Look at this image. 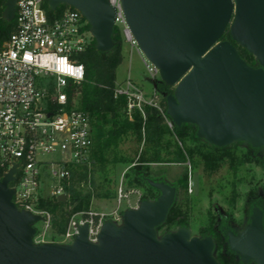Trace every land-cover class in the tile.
I'll return each mask as SVG.
<instances>
[{"label":"water","instance_id":"95a60500","mask_svg":"<svg viewBox=\"0 0 264 264\" xmlns=\"http://www.w3.org/2000/svg\"><path fill=\"white\" fill-rule=\"evenodd\" d=\"M121 1L140 51L174 88L166 98L173 124L196 126L199 138L218 147L245 142L264 148V0ZM16 3L6 0V20L14 19ZM61 4L82 12L100 51L114 47L108 0H49L51 10ZM227 31L236 44L222 40ZM237 45L258 65H250ZM16 170L0 180V264H220L211 236L192 235L187 226L159 235L177 188L152 178L146 181L159 190L157 198L126 210L121 224L106 221L97 242L85 223L71 243L37 244L35 224L43 217L13 201L9 183ZM227 238L243 264H264L263 210L255 207L245 227L229 230Z\"/></svg>","mask_w":264,"mask_h":264},{"label":"built area","instance_id":"2783aa9c","mask_svg":"<svg viewBox=\"0 0 264 264\" xmlns=\"http://www.w3.org/2000/svg\"><path fill=\"white\" fill-rule=\"evenodd\" d=\"M108 2L114 12V30L139 48L122 1ZM48 7L49 0H17L13 31L0 43V180L16 167L9 183L13 201L42 217L49 214L43 204L59 201L58 196L67 193L71 170L90 165L94 146L91 116L76 104L85 79V67L77 55L94 36L79 9L68 6L52 17ZM143 61L148 74L159 73L146 57ZM115 93L127 96L130 119L134 109L144 115L146 104L162 110L130 81L125 87L118 84ZM167 123L174 125L169 117ZM58 152L60 159L46 157ZM125 197L128 194L121 188L119 198ZM104 216L91 210L77 212L62 235L63 243H71L85 223L90 241L97 242ZM37 236L35 243H44Z\"/></svg>","mask_w":264,"mask_h":264},{"label":"trees","instance_id":"16d2710c","mask_svg":"<svg viewBox=\"0 0 264 264\" xmlns=\"http://www.w3.org/2000/svg\"><path fill=\"white\" fill-rule=\"evenodd\" d=\"M2 1L3 7L0 9V43L9 37L14 28V20L8 21L3 16L6 0ZM68 6L61 4L56 10H51L48 7V13L52 17L58 16ZM113 40L115 45L109 51H100L97 48L95 39H93L87 49L77 55L78 61L83 63L85 67V79L79 88L80 107L88 112L92 119L93 163H97L101 170H105L106 163L109 161L108 154L118 146L124 134L129 130H134L137 137L144 138L145 142L151 144L155 149L153 159L141 160L131 166L127 173V176L132 177L130 183L134 182L146 186L148 194L143 196L142 199L144 200L155 199L160 194L159 190L148 184L147 178L168 182L163 177L156 175L149 166L151 162L184 163L187 161L186 153L192 155L196 151L205 161L207 167L212 168L231 155L230 145L218 147L209 144L197 136V128L192 124L173 125L172 128L168 125L165 104L167 96L173 90L172 86L167 85L162 80L155 83L156 91L161 95L159 105L162 110L156 106L145 105L144 115L138 109H134L132 119H130L127 112V96L124 94L116 95L115 93L118 68L123 61V41L116 29L113 32ZM222 40L232 41L229 31L222 36ZM237 47L240 55L250 65L254 66L256 63L255 57L245 48L239 45ZM182 141L189 143L188 145L191 147H182L180 145ZM173 144L175 148L170 150L169 148ZM249 148L253 151L258 149L251 145ZM164 150L166 151L165 155L162 153ZM1 176L2 172L0 171V178ZM170 184L177 188V193L183 190L186 191L188 186L187 172H183L175 183ZM96 186L95 169L89 168L88 165L77 166L71 170L68 184H66L67 199L43 204L42 208L52 214V226L57 229L58 234L63 235L65 233L72 213L88 208L89 201L93 197V189ZM97 195L104 196L105 194L99 192ZM253 203L263 208L260 198L252 199L246 212L239 216V223L243 222L241 220L242 216H248L251 213ZM58 212L60 214H57ZM183 226L190 228V220L183 210L182 202L176 197L165 222L158 227V231L166 234ZM236 228L235 223L228 216L222 214L217 224L214 223V219H211L208 226H202L200 235L201 237L211 236L216 242L223 239L227 229L236 230ZM216 258L220 264H241L240 261L235 259V254L229 248L226 253H220Z\"/></svg>","mask_w":264,"mask_h":264},{"label":"rangeland","instance_id":"374dc122","mask_svg":"<svg viewBox=\"0 0 264 264\" xmlns=\"http://www.w3.org/2000/svg\"><path fill=\"white\" fill-rule=\"evenodd\" d=\"M122 41L123 61L118 68L116 84L125 87L130 81L132 85L142 90L148 101L155 99L159 104L161 95L156 91L155 83L161 80L160 74H148L143 61L145 56L140 49L132 47L124 37H122ZM257 65L256 60L254 66ZM172 90H174L173 87ZM79 99L80 97L76 99L78 107L80 106ZM165 108H167V104H165ZM188 144L183 141L180 143L182 147L190 146ZM249 146L250 144L245 142L231 144L229 148L231 155L212 168L207 167L205 161L196 151L192 155L186 153L187 161L184 163L151 162L149 164L156 175L163 177L168 183H175L183 172H187V190L177 193L176 197L182 202L183 210L190 220L192 235L201 237L200 228L208 226L211 219H214V223L217 224L222 214L228 216L235 223L237 230H242L249 222L250 214L242 216V223H239V216L246 212L252 199L260 198L264 209V148L253 151ZM174 148L173 144L169 149L173 150ZM165 152V150L162 151L164 155ZM61 155L58 152L46 157L60 159ZM154 156V147L147 144L144 138L137 137L134 130H129L122 136L118 146L108 154L109 161L106 163L105 170H101L99 165L93 163L91 159L92 162L88 166L95 169L97 186L93 189V197L89 201L88 208L83 211L91 210L105 214L104 223L115 220L118 216L119 219L116 220V223L121 224L124 212L131 208H138L143 196L148 194L144 184L130 183L132 177L127 176V173L134 164L141 160H151ZM121 188L123 192H127L128 197L119 198ZM99 192L105 195L98 196ZM149 200L154 199L150 198ZM76 213L71 214L69 222ZM51 218V213L46 214L40 222L35 224L37 240L62 244L64 239L52 226ZM159 235L164 234L159 231ZM228 248L229 245L224 236L223 239L215 242V256L226 253ZM235 259L241 262L238 255H235Z\"/></svg>","mask_w":264,"mask_h":264},{"label":"flooded vegetation","instance_id":"af4514ba","mask_svg":"<svg viewBox=\"0 0 264 264\" xmlns=\"http://www.w3.org/2000/svg\"><path fill=\"white\" fill-rule=\"evenodd\" d=\"M255 207H259L256 203H253V206H252V209H251V213H250V217H251V214H252V211H253V209L255 208ZM260 208V207H259ZM262 210H263V213H264V209L263 208H261ZM250 217H249V221H250ZM229 230H231V229H227L226 230V232H225V238L227 239V242H228V238H227V232L229 231ZM233 231H235L236 233H238V232H240L239 230H233ZM215 241V240H214ZM229 245V244H228ZM235 254V253H234ZM235 255H237V254H235ZM241 260V259H240ZM250 263H252V262H250ZM250 263H248V264H250ZM254 263V262H253ZM241 264H243L242 263V261H241Z\"/></svg>","mask_w":264,"mask_h":264}]
</instances>
